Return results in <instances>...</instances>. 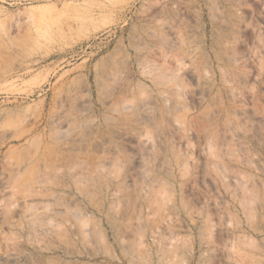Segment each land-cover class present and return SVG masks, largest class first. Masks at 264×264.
I'll return each instance as SVG.
<instances>
[{"label":"rangeland","instance_id":"1","mask_svg":"<svg viewBox=\"0 0 264 264\" xmlns=\"http://www.w3.org/2000/svg\"><path fill=\"white\" fill-rule=\"evenodd\" d=\"M7 250L264 264V0H0Z\"/></svg>","mask_w":264,"mask_h":264},{"label":"bare ground","instance_id":"2","mask_svg":"<svg viewBox=\"0 0 264 264\" xmlns=\"http://www.w3.org/2000/svg\"><path fill=\"white\" fill-rule=\"evenodd\" d=\"M143 102H145V101H143ZM140 104V103H139ZM124 107H126V106H124ZM134 107V106H133ZM141 107V106H140ZM142 107H146V106H142ZM123 108V107H122ZM121 108V109H122ZM148 108V106L146 107V108H144L143 110L144 111H140V113L138 114L139 115V119H143V120H148V119H150V115L151 114H149L148 112L149 111H146V109ZM117 109V108H116ZM118 110V109H117ZM123 110V109H122ZM133 110V109H132ZM131 110V111H132ZM128 111H130V110H128ZM118 112H121V110L119 109L118 110ZM133 113H134V110L132 111ZM131 112V113H132ZM66 130H68V129H66ZM114 131V130H113ZM58 132H60L59 133V136L60 137H62L63 135H64V130L63 131H58ZM63 132V133H62ZM67 132V131H66ZM123 133V132H122ZM61 134V135H60ZM118 134V133H117ZM67 135V134H66ZM66 135H64L63 137H66ZM58 136V135H57ZM58 136V137H59ZM57 138V137H56ZM63 139H65V138H63ZM68 139V138H67ZM70 139V138H69ZM145 149V148H144ZM143 150V149H142ZM139 151V150H138ZM142 153V152H141ZM147 154H150L149 152H146ZM145 153V154H146ZM144 154H142V156H139L138 157V160H139V163H142V164H144L145 166H147V163L150 161V157H148V158H145L144 156H143ZM143 157H144V159H143ZM153 158V157H152ZM102 162V161H101ZM138 162V161H137ZM104 163V162H103ZM116 163H118V162H116ZM119 164V163H118ZM140 165V164H139ZM138 165V166H139ZM82 167V166H81ZM136 172V171H135ZM141 173H144L145 172V170L144 169H142V171H140ZM139 175V174H138ZM147 174H144L143 175V177H142V179L146 182L147 181V176H146ZM82 179H83V177H82ZM149 180V179H148ZM93 186V185H92ZM251 200V199H250ZM26 210L28 211V212H32L34 215H35V210H36V207H35V205H33V202H28V203H26ZM19 259V254L18 253H16V252H12V251H10V250H7V251H5V252H3V253H0V264H15L16 262H17V260Z\"/></svg>","mask_w":264,"mask_h":264}]
</instances>
